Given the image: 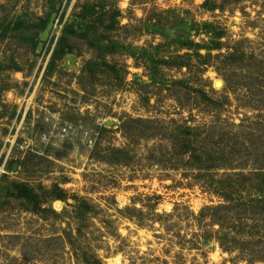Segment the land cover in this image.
I'll list each match as a JSON object with an SVG mask.
<instances>
[{
	"label": "rangeland",
	"instance_id": "obj_1",
	"mask_svg": "<svg viewBox=\"0 0 264 264\" xmlns=\"http://www.w3.org/2000/svg\"><path fill=\"white\" fill-rule=\"evenodd\" d=\"M0 264H264V0H0Z\"/></svg>",
	"mask_w": 264,
	"mask_h": 264
},
{
	"label": "water",
	"instance_id": "obj_2",
	"mask_svg": "<svg viewBox=\"0 0 264 264\" xmlns=\"http://www.w3.org/2000/svg\"><path fill=\"white\" fill-rule=\"evenodd\" d=\"M51 25H52V23H51ZM51 25H50V27H51ZM50 27H49V29H48V30H50Z\"/></svg>",
	"mask_w": 264,
	"mask_h": 264
},
{
	"label": "built area",
	"instance_id": "obj_3",
	"mask_svg": "<svg viewBox=\"0 0 264 264\" xmlns=\"http://www.w3.org/2000/svg\"><path fill=\"white\" fill-rule=\"evenodd\" d=\"M56 23H57V21H56Z\"/></svg>",
	"mask_w": 264,
	"mask_h": 264
}]
</instances>
